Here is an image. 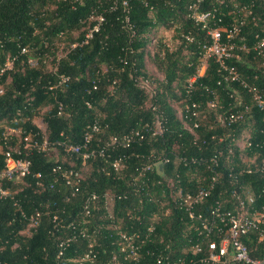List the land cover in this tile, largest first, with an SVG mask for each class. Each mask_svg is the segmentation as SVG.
I'll return each instance as SVG.
<instances>
[{"label":"trees","instance_id":"obj_1","mask_svg":"<svg viewBox=\"0 0 264 264\" xmlns=\"http://www.w3.org/2000/svg\"><path fill=\"white\" fill-rule=\"evenodd\" d=\"M126 1L124 9L121 0H0V133L5 124L21 127L26 132H38L33 120L48 106L42 118L47 139L50 144L54 143L59 154L55 160L45 153L33 152L30 174L24 179V185L7 184L11 190H17L14 200L20 209L10 198H0L2 264H65L67 260L81 257L87 251L89 241L97 264H112V255L119 253L117 232H137L144 238L155 214L160 220L154 223L153 235L142 246L143 264H156L159 256L170 260L182 258L189 264V259L194 257L190 252L193 244L201 243L205 248L208 241L219 240L217 235L199 237L189 227L186 214L171 202L170 181L187 192L195 189L199 182L204 183L209 175L205 164L184 165L177 158H209L215 150H224L232 143L231 136L240 138L244 131L248 132L251 141H263L264 114L254 107L250 96L238 85L217 84L221 76L212 60L204 75L194 82L191 96L186 94L187 80L196 75L199 67L198 48L195 44L187 45L179 34L190 31L196 39L204 35L187 16L188 5L193 0ZM242 5L249 6L252 16L245 19L239 35L243 42L237 45L251 47L256 35L263 36L264 0H204L202 10L216 9L224 24L229 26L237 16L236 6ZM100 14L104 21L98 24L95 18ZM125 17L131 30L125 26ZM94 26L98 27L97 31L93 30ZM160 27H176L181 45L173 51L161 41L157 45L152 61L163 80H156L155 86L146 72L145 57L149 55L147 47ZM90 31L91 36L86 37ZM75 32L77 37L72 39ZM65 36L69 39L65 56L56 59L55 71L46 70L41 65V58L53 54L50 51L54 42ZM25 47L33 49L34 54H22L21 49ZM238 53L240 59H234L232 63L250 78L257 73L262 79L264 68L258 64L262 59ZM7 56L15 57L13 66L1 72ZM30 57H34L36 63L40 60V64L30 65ZM60 75L68 77L61 85L58 84ZM139 81H147L148 85H154L153 89L139 88ZM52 85L57 87L50 90ZM93 85H96L95 90ZM211 91L217 95L221 106L217 110L206 106L212 98ZM238 96L250 107L245 120L232 128L217 123V112L224 114L239 109ZM188 97L207 113V119L201 120L199 127L191 132L185 128L188 121L183 117ZM174 101L181 102L182 118L176 114ZM58 102L62 105L60 115ZM86 102L91 103L92 109L86 107ZM150 104L156 105L162 113V134L140 147L110 148L111 159L125 155L126 167L122 172H114L110 161L101 158L86 163L91 169L84 175L80 192L71 197L70 189L52 169L57 164L69 167L74 162V168L81 171L85 165L56 144L80 143L87 125L95 119L102 127L98 138L103 144L110 136H120L150 123ZM234 152L235 155L230 157L231 164L220 166L225 176L229 166L235 168L233 173L238 170L234 163L245 166L238 158L236 147ZM162 153L170 162L147 173L152 193L150 199L144 193L135 192L136 187L129 183L136 167L152 163V157ZM224 155L227 156L226 151ZM260 158H264V150L259 151L258 161ZM3 164L0 154V167ZM158 180L161 184H157ZM224 183L225 193L220 196L214 193L203 206L195 208V213L206 215L216 198L228 200L229 179L226 178ZM239 183L257 192L264 186V171L244 175ZM50 184H53L52 188ZM163 188L165 195L160 196ZM91 191L96 192L99 199L85 216L83 206ZM108 192H125L127 196L116 199L109 210L102 202V195ZM36 212L40 213L37 226L29 228L28 233L23 232L28 228L27 219ZM81 230L90 239L78 236L58 259L57 242ZM243 241L252 258L264 256V240L259 242L257 234L250 233ZM123 264L130 263L123 261Z\"/></svg>","mask_w":264,"mask_h":264},{"label":"built area","instance_id":"obj_2","mask_svg":"<svg viewBox=\"0 0 264 264\" xmlns=\"http://www.w3.org/2000/svg\"><path fill=\"white\" fill-rule=\"evenodd\" d=\"M77 1L81 2L82 0ZM203 1L193 0L187 9L189 20L193 22L199 31L204 33L203 37L196 39L195 35L190 31L179 34L187 45L195 44L198 48L199 67L196 75L187 80L185 87L186 94L191 96L194 82L197 78L204 75L208 62L212 60L216 64L217 72L221 76L217 84L219 85L223 82L226 87L238 85L250 96L254 107L264 114V70L262 79H260L257 73L253 74L252 78H250L232 63V60L240 59L238 52H242L245 55L252 54L253 59L257 57L262 59V67L264 68V32L263 36H255L256 41L251 47L245 44L238 46V42H243L242 38L239 39V35L241 28L244 26L245 19L252 16V11L249 6H236L237 16L229 26H226L216 9L202 10ZM121 2L125 9L127 1L121 0ZM251 18L254 19V17ZM95 19L98 24L104 21V17L101 14ZM125 26L128 30H131L127 17H125ZM93 30L97 31L98 27L94 26ZM90 36L91 31L88 32L86 37ZM27 52L28 49L26 47L21 49L22 54ZM14 60L15 57L7 56L1 72L10 70ZM67 80L68 77L60 75L58 84L61 85ZM137 84L139 88L146 89L148 87L147 81H139ZM56 87L57 85H52L49 89L53 90ZM93 89H96V85H93ZM1 92L2 90L0 89ZM210 93L212 98L206 103L208 109L217 110L221 108L217 95L213 91ZM53 98L56 99V97ZM188 100L189 102L185 107L183 117L188 121V124L187 122L184 124L185 128L191 132L199 127V123L204 117L202 116L200 105L191 100L190 97H188ZM236 100L239 109L229 113H221L218 117L220 125L232 128L233 125L243 122L250 113V107L243 104L240 96L236 97ZM86 107L92 109L91 103L86 102ZM149 109L152 115L150 123L147 122L141 127L130 129L120 136H110L103 144L100 143V138H98L102 133V127L98 120L95 119L87 125L80 143H57L56 145L62 146L63 151L70 156L81 159L82 165L101 158L105 162L110 161L111 168L114 172H122L126 167L125 155H119L111 159L108 150L110 148L129 149L135 146L140 147L145 142H149L157 136H160L164 130L162 113L158 107L150 104ZM61 113L62 105L58 102V115ZM179 118H182V113ZM13 122L15 123L16 119ZM33 123L35 124L34 121ZM35 126L38 132H33L32 130L26 132L21 127H14L9 124L1 126L0 154L3 156L4 164L0 167V198H10L13 200V204L17 209H20V205L14 200V195L17 193V190H11L7 184L24 185V179L30 174V156L33 152L47 154L49 149H56L54 143H49L47 135L40 130V126L36 124ZM231 137L232 143L227 145L224 150H215L209 158L204 159L187 156H179L177 158L184 165L205 164L209 175L204 183L199 182L195 189L188 190L187 192L183 191V187L176 186L173 181H170L168 184L170 187L169 197L171 202L177 209L186 214L189 220V227L201 238H209L210 236L216 235L219 238L218 241H208L205 248H203L201 243L193 244L190 247V252L194 257L189 259V264H264V256L252 258L243 241L244 237L250 233L257 234L259 242L264 240V186L259 191L253 192L251 189L246 190V187H243L239 183V179L244 175L264 171V158H260L259 164L251 158L249 159L251 165L248 166L234 163V166L239 167L238 170L233 173V169L235 170V168L229 166V171L226 176L220 169L222 163L224 165L231 164L230 157L235 155V147L238 149V158L242 164H244L245 159H243L241 151L244 150L250 151L256 160L259 159V151L264 150V140L253 142L248 139V141L242 144V138L244 136L240 138ZM95 140L97 142L93 146ZM224 151H226L227 156L224 155ZM151 161L152 163L142 164L140 167H136L131 176V182L129 183L130 186L136 187L135 192L139 194L144 193L150 199L152 198V193L148 187L150 178L147 176V173L158 167L162 168L170 162V159L162 153L161 155L152 157ZM74 167L75 164L72 162L69 167H63L62 164H57L52 169V172L56 173L64 185L70 189L71 197H75L80 192L82 181L84 180L80 170ZM36 177H39V174ZM226 178L229 179L228 200L225 201L216 198L206 215H203L201 212L195 213V208L203 206L214 193H217V196L225 193L224 182ZM157 184H161V181L158 180ZM52 187L53 184H50V188ZM88 194L89 198L83 206L85 216L90 214L91 208H94L95 202L99 199L98 194L94 191ZM159 195H165L164 188ZM126 196L127 194L125 192L111 195L104 193L102 195V202L105 208L110 210L114 206L116 199L126 198ZM258 200H260L259 204ZM39 217V212L31 215L27 219L29 221L28 228L23 232L28 233L29 228H35L38 224ZM55 220L56 217L54 216L53 221ZM159 220L160 217L157 214L152 217V223L147 227L144 238L137 232L127 233L119 230L117 232L119 238V253L112 255V264H123V261L129 262L130 264H143L142 246L153 235L155 230L154 223ZM78 236L81 238H89V235L84 230H81L78 234L73 233L57 242L58 259L63 256L64 251ZM91 246L92 242L89 241L88 249L81 257L67 260L65 264H69V262L71 264H97L96 255ZM3 249L4 247L0 244V253ZM165 262L167 264H185L182 258L175 260H170L165 256L156 258V264H163ZM0 264L2 263L0 262ZM3 264L6 263L4 262Z\"/></svg>","mask_w":264,"mask_h":264},{"label":"rangeland","instance_id":"obj_3","mask_svg":"<svg viewBox=\"0 0 264 264\" xmlns=\"http://www.w3.org/2000/svg\"><path fill=\"white\" fill-rule=\"evenodd\" d=\"M176 27H171V28H163L160 27L155 31V37L154 39L151 41V43L148 45L147 49L149 52V55L145 57V66H146V72L150 75V81L155 84V86H157V81H162L163 80V76L157 71L152 59H153V55L155 53V49L157 47V45L159 44V42L161 41L169 50H175L177 49L180 45H181V41L180 38L178 37V33L175 31ZM77 37V33L75 32L73 34V38L75 39ZM69 42L68 36H65L64 38L61 39H57L54 44H53V48L51 49L50 52H53V54H47L46 56L41 58V65H44V68L46 70H53L54 69V65L56 63V59L61 58L63 56H65L66 54V50L69 48L67 43ZM34 50L33 49H29L28 48V53L30 54H34L33 53ZM185 52V51H184ZM36 59L34 57H30V65L34 66V65H38L39 61L36 63L35 61ZM262 62H258L259 66L262 67ZM40 64V63H39ZM153 78L155 80H153ZM157 80V81H156ZM152 84L149 83L148 87L146 88L147 91H151V89H153ZM172 105L176 111V114L178 116V118L181 116L182 113V105L180 101H174L172 102ZM48 111V106L44 107L40 114L34 118V122L36 125L40 126V130L45 133V135H47V130H46V125L43 122V114L46 113ZM202 111V116L204 117L202 121L207 119V113L205 110H201ZM220 113H216V121L217 123H220L218 120ZM249 135L246 134L243 138H242V144L245 143L246 141H248L249 139ZM242 153V157L243 159H245L244 165L248 166L251 165L249 159L253 158V160L259 164L260 161H258V159L256 160L253 156L252 153L248 150H244L241 151ZM47 155L54 158L55 160L58 159L59 154H58V150L57 149H49V151L47 152ZM91 167L89 164H85V167L80 171L81 175L84 177V175H86L89 171H90ZM246 190H250L249 187H246ZM109 195H111V192H108ZM110 208V205H109Z\"/></svg>","mask_w":264,"mask_h":264},{"label":"crops","instance_id":"obj_4","mask_svg":"<svg viewBox=\"0 0 264 264\" xmlns=\"http://www.w3.org/2000/svg\"><path fill=\"white\" fill-rule=\"evenodd\" d=\"M246 134H248V132L247 131H244V132H242V135L241 136H245Z\"/></svg>","mask_w":264,"mask_h":264}]
</instances>
